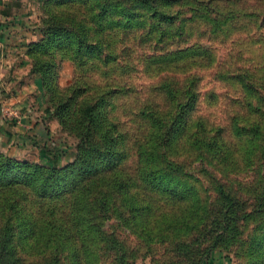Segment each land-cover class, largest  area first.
<instances>
[{
    "label": "rangeland",
    "instance_id": "obj_1",
    "mask_svg": "<svg viewBox=\"0 0 264 264\" xmlns=\"http://www.w3.org/2000/svg\"><path fill=\"white\" fill-rule=\"evenodd\" d=\"M61 2L25 0L23 8L33 14V21L18 31L19 40L5 48L10 59L6 70L0 72V123H5V130L15 137L0 136V154L5 157L48 168L69 166L78 155L79 138L58 115L59 102H69L61 115L77 122L83 104H94L104 96L110 120L125 134L122 148L128 154L124 164L129 170L136 165L137 146L154 132L149 109L177 106L166 91L159 89L161 86L168 85L169 91L176 89L179 96H188L186 104L194 99V104L186 105L192 118L210 127L228 126L231 118L241 122L257 100L246 101L248 86L254 94L264 88V0H174L181 12L178 21L185 28L166 36L162 43L137 37L147 33L143 27L137 32L119 27L126 26V13L120 16L119 12L128 10L132 0ZM110 4H117L119 10ZM140 12L136 14H146ZM50 26L62 29L57 45L69 46L72 40L78 44L86 33L117 44L118 50L126 46L127 54L118 51L110 62L90 55L92 60L87 62L88 57L78 58L75 51L55 52L54 44L48 46L49 53H41L39 46L46 38L43 30ZM39 123L44 124L45 132L37 129ZM164 154L168 162L176 159V171L190 180L202 177L203 166L199 161L197 168L193 148L187 150L178 144ZM226 173L234 181L256 179L251 170L226 169ZM217 174L223 175L221 171ZM209 194L211 202L216 196L211 191ZM164 205V212L169 213L173 205L170 201ZM247 206L252 209L251 203ZM105 223L106 233L90 246L84 264H264L250 250L249 242L256 235L254 225L244 226L236 238L228 233L227 244L210 251L211 241L193 239L189 229L180 233L177 228H167L153 238L145 223L129 227L116 216ZM109 233L118 237V247L106 244ZM186 236L187 245H177ZM34 249L31 258L35 264H43L44 243L37 242Z\"/></svg>",
    "mask_w": 264,
    "mask_h": 264
},
{
    "label": "trees",
    "instance_id": "obj_2",
    "mask_svg": "<svg viewBox=\"0 0 264 264\" xmlns=\"http://www.w3.org/2000/svg\"><path fill=\"white\" fill-rule=\"evenodd\" d=\"M69 2L74 0L59 4ZM178 3L132 0L128 10L119 12L120 16L126 13V26L119 27L136 32L143 27L147 33L137 37L162 43L166 36L185 28L178 21ZM110 6L119 10L117 4ZM140 11L146 14L139 15ZM133 19H137L135 24H131ZM43 33L46 38L40 43L41 53H49L48 46L54 44L55 52L75 51L78 58L88 57L87 62L92 60L90 55L110 62L118 51L127 54L126 46L118 50L117 44L86 33L78 44L72 40L69 46L56 44L63 36L61 28L50 26ZM159 89L177 106L148 108L154 132L137 146L136 165L129 170L124 164L128 154L122 148L125 134L110 120L104 96L94 104H83L77 122L61 115L69 102H59L58 115L79 138L78 155L69 166L48 168L0 154V264H35L31 255L37 242L45 246L43 264H84L90 246L106 233V219L113 216L129 227L145 223L153 238L167 228H177L180 233L189 229L193 239L211 241L210 251L227 244L228 233L236 238L244 226L254 225L256 235L249 242L250 250L264 263V88L254 94L248 86L246 101L257 97L255 106L246 111L241 122L231 118L223 127H210L192 118L186 105L194 104V99L186 104L188 96H179L178 90L169 91L168 85ZM178 144L193 148L197 168L199 161L203 166L202 177L192 181L176 171V159L166 160L165 151ZM205 161L209 165H204ZM226 169L251 170L256 179L234 181ZM210 191L216 196L211 202ZM168 201L173 207L165 213ZM178 213L181 216L176 218ZM144 215L150 219H141ZM105 237L106 244L119 246L115 234ZM187 241V236L182 237L177 245L184 247ZM227 241L231 243V238Z\"/></svg>",
    "mask_w": 264,
    "mask_h": 264
},
{
    "label": "crops",
    "instance_id": "obj_3",
    "mask_svg": "<svg viewBox=\"0 0 264 264\" xmlns=\"http://www.w3.org/2000/svg\"><path fill=\"white\" fill-rule=\"evenodd\" d=\"M25 0H0V72H4L8 66L6 62L10 59L9 54L5 53V48L11 42L19 40L21 37L16 36L18 31L27 28L33 21V14L23 8ZM13 44V43H11ZM37 129L42 128L44 131V124L39 123ZM3 125V126H1ZM6 124L0 123V136L2 139H11V133L8 129L5 130ZM12 139H15L13 137ZM26 140L25 137H23Z\"/></svg>",
    "mask_w": 264,
    "mask_h": 264
}]
</instances>
